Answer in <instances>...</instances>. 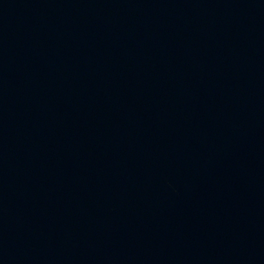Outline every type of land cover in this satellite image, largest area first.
<instances>
[{
    "label": "water",
    "instance_id": "water-1",
    "mask_svg": "<svg viewBox=\"0 0 264 264\" xmlns=\"http://www.w3.org/2000/svg\"><path fill=\"white\" fill-rule=\"evenodd\" d=\"M0 264H264V0H0Z\"/></svg>",
    "mask_w": 264,
    "mask_h": 264
}]
</instances>
